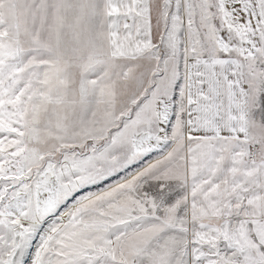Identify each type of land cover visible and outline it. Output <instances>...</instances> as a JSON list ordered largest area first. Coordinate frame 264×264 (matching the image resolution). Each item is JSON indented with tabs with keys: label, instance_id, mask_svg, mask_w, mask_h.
<instances>
[{
	"label": "snow or ice",
	"instance_id": "1",
	"mask_svg": "<svg viewBox=\"0 0 264 264\" xmlns=\"http://www.w3.org/2000/svg\"><path fill=\"white\" fill-rule=\"evenodd\" d=\"M0 264H264V0H0Z\"/></svg>",
	"mask_w": 264,
	"mask_h": 264
}]
</instances>
